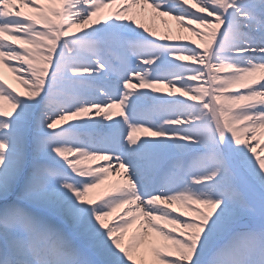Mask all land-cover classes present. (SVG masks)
I'll return each mask as SVG.
<instances>
[{
    "label": "snow or ice",
    "instance_id": "1",
    "mask_svg": "<svg viewBox=\"0 0 264 264\" xmlns=\"http://www.w3.org/2000/svg\"><path fill=\"white\" fill-rule=\"evenodd\" d=\"M262 153L264 0H0V264H264Z\"/></svg>",
    "mask_w": 264,
    "mask_h": 264
},
{
    "label": "bare ground",
    "instance_id": "2",
    "mask_svg": "<svg viewBox=\"0 0 264 264\" xmlns=\"http://www.w3.org/2000/svg\"><path fill=\"white\" fill-rule=\"evenodd\" d=\"M26 11V9H21ZM107 11V10H105ZM151 15H155L154 13H151V10H148V15L146 16H141V17H137L138 22L140 23H144L146 26L148 27H153L159 34H163L165 31V25L162 24L160 22L161 19L167 21L168 25H171L174 32H178L179 34L188 37L187 41H182L184 43H188L191 40H196V37L193 36L191 33L183 30V29H178L176 27L175 21L171 20L169 17H163V18H157L155 21V24L152 23V21L149 19V16ZM195 27V26H194ZM199 42V41H197ZM194 46V45H193ZM182 63H191L190 61H182ZM3 74H4V78L8 81L9 84L12 85V87L16 88L17 91H23V89L21 88V86L16 82V80L13 78L12 73L8 72L7 69H2ZM167 91V89H165V92ZM113 113L115 114V112L117 111L116 109L112 110ZM136 135H140L139 133ZM262 155H264V153H262ZM115 180V177L113 176V179L108 178L104 184H102L101 186H99L97 189L93 190L94 194L96 195H100L103 194V192L106 190L107 186L113 182Z\"/></svg>",
    "mask_w": 264,
    "mask_h": 264
},
{
    "label": "rangeland",
    "instance_id": "3",
    "mask_svg": "<svg viewBox=\"0 0 264 264\" xmlns=\"http://www.w3.org/2000/svg\"><path fill=\"white\" fill-rule=\"evenodd\" d=\"M109 178H110V179H113V176H110Z\"/></svg>",
    "mask_w": 264,
    "mask_h": 264
}]
</instances>
